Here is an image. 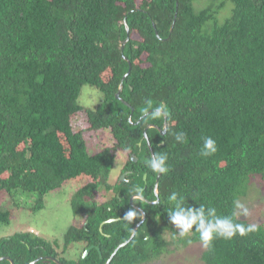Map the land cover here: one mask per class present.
<instances>
[{
  "label": "trees",
  "instance_id": "obj_1",
  "mask_svg": "<svg viewBox=\"0 0 264 264\" xmlns=\"http://www.w3.org/2000/svg\"><path fill=\"white\" fill-rule=\"evenodd\" d=\"M86 85L98 97L89 106L79 100ZM91 129L109 145L91 148L83 135ZM206 138L215 141L209 155ZM148 139L168 171L157 203H132L146 172V198H157ZM120 151L137 171L131 182L110 179ZM252 181L264 191V0H0V195L17 208L18 195L33 196L40 209L47 194L72 184V208L82 217L62 248L33 232L1 238L0 264L39 257L34 264H58L47 256L106 264L141 220L138 205L145 221L109 264L153 263L203 244L195 225L181 236L170 222L173 194L185 211L203 206L206 216L209 208L231 216ZM263 202L235 218L258 230L217 237L201 264H264ZM129 210L138 213L132 222L124 219ZM12 216L0 207V222ZM83 242L76 259L65 255Z\"/></svg>",
  "mask_w": 264,
  "mask_h": 264
},
{
  "label": "rangeland",
  "instance_id": "obj_2",
  "mask_svg": "<svg viewBox=\"0 0 264 264\" xmlns=\"http://www.w3.org/2000/svg\"><path fill=\"white\" fill-rule=\"evenodd\" d=\"M97 98L96 89L86 85L80 94L79 100L84 105L89 106L94 103ZM93 134L95 137H93ZM105 135L106 134L100 133V131L94 132L90 130L86 136V142L89 146L91 145V148H102L103 145H105V143L103 144L102 139L105 140L106 143L111 142L110 138H106ZM125 155L126 153L124 151L118 153L110 175L112 181L118 179ZM252 182L254 190L248 195L247 201L242 203L245 208H247V206L252 208L253 202L254 205L258 207L261 200L264 201L263 189L260 188L257 181ZM75 190L76 186L74 187L72 184H67L63 188L50 192L45 196L44 206L40 209L33 208V196L28 197V195L25 194L18 195L19 199L15 202L21 203L22 206L17 208L14 204V200H12L7 194L2 193L0 195V207L3 209H12L13 216L8 223L0 222V239L19 232H33L51 242H59L60 248H62L64 245V236L69 227L74 224L79 225L82 219L80 215L75 214L71 204L72 195ZM261 205H264V202ZM163 234L167 239L171 238L170 230H165ZM82 248V244L72 243L67 248L65 255L76 259L81 253L80 251ZM171 248L174 249V246L172 245ZM204 249L205 247L202 243H193L187 248L167 253L160 260L149 264H196V262L201 264V261L197 258L202 254Z\"/></svg>",
  "mask_w": 264,
  "mask_h": 264
},
{
  "label": "clouds",
  "instance_id": "obj_3",
  "mask_svg": "<svg viewBox=\"0 0 264 264\" xmlns=\"http://www.w3.org/2000/svg\"><path fill=\"white\" fill-rule=\"evenodd\" d=\"M155 115H160V110L157 109ZM184 134H178L176 139L178 141L183 140ZM204 152L202 154L209 155L216 151L215 141L211 138H206L204 140ZM166 157L154 156L150 161H148V166L155 173H164L168 169L165 166ZM140 198V197H136ZM170 199L175 201V208L169 211L170 222L176 226L180 231V235L184 236L193 229L195 225V231L199 233V238L203 242L205 248H209L212 241L217 237H222L224 239H231L237 233L240 236H244L248 233L255 232L258 230L259 225L257 224H244L236 222V217L240 215H248L247 208L244 205L236 201L235 206L231 216H217L215 208H209L207 216H212L214 219L209 220L205 214L203 206L197 210L194 208H189L187 211L181 206L182 199L177 200L176 194H173ZM156 201H153L155 204ZM138 216L137 211L129 210L124 219L132 222ZM207 221V222H206Z\"/></svg>",
  "mask_w": 264,
  "mask_h": 264
},
{
  "label": "flooded vegetation",
  "instance_id": "obj_4",
  "mask_svg": "<svg viewBox=\"0 0 264 264\" xmlns=\"http://www.w3.org/2000/svg\"><path fill=\"white\" fill-rule=\"evenodd\" d=\"M92 131H97V130H93V129H91ZM90 130H84L83 131V135H84V137H85V139H86V136H87V134H88V132H89ZM161 131V130H160ZM105 134V133H104ZM93 137H95V135L93 134ZM105 137H106V135H105ZM106 139V138H105ZM102 141H103V144L105 143V145H109V143H106L105 142V140H103L102 139ZM127 156H128V154H127ZM131 158L136 162V161H138V157L136 156V155H131ZM135 159H137V160H135ZM126 164H127V162H123V164H122V168H121V172L119 173V175H118V179L116 180V181H119V180H121V181H125V182H131V180L133 179V177H132V175H134V174H136L137 173V171H136V169L135 168H127V166H126ZM161 174L162 173H160V176H161ZM158 175H159V173H157V176H156V180H155V183H154V193H155V195H156V199H152V200H149V199H147L146 198V195H145V193H148L149 194V190L148 191H145V189L148 187V182H147V177H148V172H146V173H144V180H145V183H144V185H142V186H134L133 187V189H134V194H132V195H135V196H137V197H140V199H142V200H145V201H147L148 203H153V201H156V203L159 201V182H160V176H159V179H158ZM129 176V177H128ZM157 179H158V185H156L157 183ZM136 198V197H135ZM139 206V205H138ZM119 218H121V217H119ZM83 247H84V245H85V243L83 242ZM90 249L92 248V246H90L89 247ZM87 250V249H86ZM80 252H82V250L80 251ZM86 253V251L84 252V254ZM89 253V252H88Z\"/></svg>",
  "mask_w": 264,
  "mask_h": 264
},
{
  "label": "water",
  "instance_id": "obj_5",
  "mask_svg": "<svg viewBox=\"0 0 264 264\" xmlns=\"http://www.w3.org/2000/svg\"><path fill=\"white\" fill-rule=\"evenodd\" d=\"M124 23L126 24V28H127V31L129 32V27H128V25H127V21L126 20H124ZM174 24V23H173ZM128 39H129V36L125 39V41H124V45L126 44V42L128 41ZM128 74V73H127ZM121 89H122V85H120V90L119 91H121ZM117 97H119V92L117 93V95H116ZM152 125H148V127H151ZM160 130H161V133L162 134H164L165 132H166V123L164 124V128H160ZM145 134V137L147 136V133L145 132L144 133ZM147 138H148V136H147ZM148 143H149V146L151 147V144H150V141H149V139H148ZM151 151H152V154L154 153L153 152V149H152V147H151ZM153 157H154V154H153ZM135 160H137V159H135ZM159 176H160V173H159V175H158V179H159ZM158 179H157V184L156 185H158ZM135 197H137V196H135V195H132L131 196V198H130V201L133 203V199L135 198ZM141 211H142V218H141V220L135 225V227H134V229H133V232H132V234H131V236L128 238V240H126L125 242H123V243H121V244H119V246L116 248V250L114 251V253L112 254V256L107 260V262H106V264H109L110 263V261H111V259H112V257L114 256V254L116 253V251H117V249L119 248V247H122V246H125L130 240H132V238L135 236V234H136V231H137V229L140 227V225L145 221V218H146V212L144 211V209H142L141 207H139V206H137ZM117 219H119V218H117ZM113 220H115V218L114 219H110L109 221H113ZM90 251V248H88L87 250H86V253L84 254V256L88 253ZM48 258H51V259H53L55 262H57L58 264H62L61 262H60V260H58L57 258H55V257H50V256H47ZM42 257H39V258H37L36 260H34V261H32L30 264H34L35 262H37L38 260H40ZM0 260H1V258H0ZM12 264H14V262H12Z\"/></svg>",
  "mask_w": 264,
  "mask_h": 264
}]
</instances>
